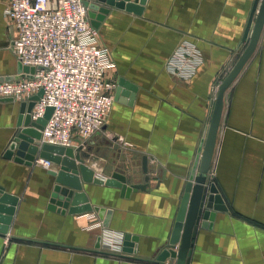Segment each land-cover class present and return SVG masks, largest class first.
Wrapping results in <instances>:
<instances>
[{
	"label": "crops",
	"instance_id": "0c3cea01",
	"mask_svg": "<svg viewBox=\"0 0 264 264\" xmlns=\"http://www.w3.org/2000/svg\"><path fill=\"white\" fill-rule=\"evenodd\" d=\"M262 1L147 0L140 15L110 8L98 31L116 65L108 72L115 103L105 126L74 148L89 156L96 178L119 173L129 188H147L83 183L93 208L113 210L109 228H89L85 214L95 211L49 209L57 184L50 171L60 167H45L41 157L33 166L4 158L24 102L0 99V188L19 200L9 232L0 234V264H176L157 258L170 244L219 86L249 45ZM5 6L0 0V77L19 70ZM211 171L208 182L228 210L198 228L189 264H264V28L225 94ZM126 235L138 237L129 252L125 239L123 251L107 250L110 236Z\"/></svg>",
	"mask_w": 264,
	"mask_h": 264
},
{
	"label": "built area",
	"instance_id": "2783aa9c",
	"mask_svg": "<svg viewBox=\"0 0 264 264\" xmlns=\"http://www.w3.org/2000/svg\"><path fill=\"white\" fill-rule=\"evenodd\" d=\"M4 13L15 37L12 52L34 77L0 81V99L28 102L43 91L32 110L33 120L52 114L42 144L65 148L101 130L115 103L117 82L108 78L116 67L101 45L85 0H5ZM174 71H178L173 66ZM45 167L51 162L42 159ZM89 228H102L96 213L85 214ZM84 215V216H85ZM124 237L110 236L107 250L123 251Z\"/></svg>",
	"mask_w": 264,
	"mask_h": 264
},
{
	"label": "water",
	"instance_id": "95a60500",
	"mask_svg": "<svg viewBox=\"0 0 264 264\" xmlns=\"http://www.w3.org/2000/svg\"><path fill=\"white\" fill-rule=\"evenodd\" d=\"M85 3L89 7L92 25L98 29L102 21L110 13V8L125 9L140 15L143 12L147 0H85ZM257 4L255 5L254 12ZM263 28L264 0L262 1L249 45L219 86L209 132L202 148L200 160L197 162L194 170V173L196 171L198 174L193 173L191 180L187 184L170 244L157 258L160 262H166L168 259L173 258L176 259V264H189L192 255L193 240L197 235L198 228L200 226L204 228L208 227L209 224L206 221L214 219L217 211L228 210L219 188L216 183L208 182V176L222 120L225 94L255 52ZM24 73L28 77L33 78L35 68L24 66L19 62L18 74L16 76L0 77V81L26 77L27 75ZM122 84L124 85V83ZM127 86L136 91V87ZM42 95L43 91L31 98L29 102L22 104L18 130L4 154V158L33 166L37 157H41L55 166L60 167L57 171H50V174L55 176L57 184L54 187L50 199L49 209L62 214H80L95 211L103 221V226L109 228L113 210L101 207L93 208L86 195L82 192L83 183L105 184L107 186L129 190L131 188L135 190H146L147 184L133 185L129 188L127 178L119 173L114 174L107 180L96 178L95 171L90 169L86 164L89 156L85 153L82 154L80 148H65L51 144H41L40 146L36 144V142L42 141L44 127L53 111L52 108H49L43 118L36 121L33 120L32 110ZM143 167L145 173H147V158L144 159ZM147 180H149V177H147ZM0 194V234L6 235L9 232L19 200L17 197L5 193L2 188H0ZM79 205L82 206L79 207ZM131 240L137 241L138 237L126 235L124 242L125 252H129L128 247L131 245L129 242Z\"/></svg>",
	"mask_w": 264,
	"mask_h": 264
},
{
	"label": "rangeland",
	"instance_id": "374dc122",
	"mask_svg": "<svg viewBox=\"0 0 264 264\" xmlns=\"http://www.w3.org/2000/svg\"><path fill=\"white\" fill-rule=\"evenodd\" d=\"M11 45V44H10ZM10 49H11V46H10ZM12 50V49H11ZM229 73H227L226 74V76L225 77H227V75H228ZM222 82V81H221ZM215 173L213 172V171H211V169H210V172H209V178L210 179H215V175H214ZM211 181H213V180H211ZM215 181V180H214Z\"/></svg>",
	"mask_w": 264,
	"mask_h": 264
}]
</instances>
